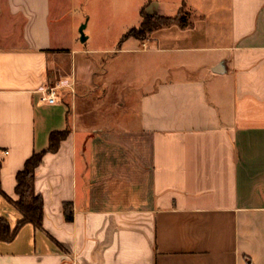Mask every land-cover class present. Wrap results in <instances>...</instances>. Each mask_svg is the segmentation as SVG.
Masks as SVG:
<instances>
[{
    "label": "crops",
    "instance_id": "0c3cea01",
    "mask_svg": "<svg viewBox=\"0 0 264 264\" xmlns=\"http://www.w3.org/2000/svg\"><path fill=\"white\" fill-rule=\"evenodd\" d=\"M155 2L193 19L131 38L146 77L115 84L104 70L79 87L81 51L63 46L51 0H0V218L11 231L23 218L17 173L69 129L36 170L42 226L0 239V264H264V0ZM54 75L73 84L48 103ZM111 89L126 97L118 114Z\"/></svg>",
    "mask_w": 264,
    "mask_h": 264
},
{
    "label": "rangeland",
    "instance_id": "374dc122",
    "mask_svg": "<svg viewBox=\"0 0 264 264\" xmlns=\"http://www.w3.org/2000/svg\"><path fill=\"white\" fill-rule=\"evenodd\" d=\"M51 5L54 13L52 26L63 46L73 45L81 51L80 64L84 66V70L80 82L76 80V85L79 87L81 84L85 86L101 84V75L104 70L110 72L115 84L125 85V79L140 81L143 74L146 77L150 66L145 61L146 53H143V45L140 41L131 39L133 37L124 39V35L132 27L140 26L143 9H146L148 13L163 15H174L178 10L172 4L161 2L157 4L155 0H51ZM181 10L184 13L188 12L186 8ZM191 19H193L192 13H190ZM83 25H85L84 34L88 37L85 42L81 41L80 29ZM151 35L143 40H149ZM89 51L96 53H89ZM171 55L173 54L168 52L161 53L160 57L167 59ZM177 55L187 59L191 56L186 52L176 53L173 56ZM88 68L96 72L94 80L90 82H88ZM129 82L127 84H130ZM70 84H73V81L68 82L62 76L54 75L49 87L59 86L58 91L61 94V91L67 89ZM130 90L131 88L124 93L126 97L131 94ZM110 92L113 94L115 90L111 89ZM126 97H116L119 100L117 104H114L113 98L111 99L113 113L118 114L124 110ZM114 120L116 119H112Z\"/></svg>",
    "mask_w": 264,
    "mask_h": 264
},
{
    "label": "trees",
    "instance_id": "16d2710c",
    "mask_svg": "<svg viewBox=\"0 0 264 264\" xmlns=\"http://www.w3.org/2000/svg\"><path fill=\"white\" fill-rule=\"evenodd\" d=\"M182 11V10H181ZM178 12L176 15H163L159 13H148L144 9L141 11V24L139 27H132L125 35L143 40L155 31L169 27L173 24L179 25L181 28H187L192 24L190 20V11L187 13ZM69 129L56 130L51 132L49 146L46 150L35 152L25 162V166L16 176L15 192L17 199L14 200L15 205L22 211L23 218L19 221L14 231H11L9 224L3 218H0V239L11 240L16 230L25 223H32L36 227L42 226L43 220V196L35 191L36 170L43 160V156L47 151H56L60 142L67 138ZM64 213L67 220H72L74 208L72 202L64 203Z\"/></svg>",
    "mask_w": 264,
    "mask_h": 264
},
{
    "label": "built area",
    "instance_id": "2783aa9c",
    "mask_svg": "<svg viewBox=\"0 0 264 264\" xmlns=\"http://www.w3.org/2000/svg\"><path fill=\"white\" fill-rule=\"evenodd\" d=\"M58 88L59 86H48L46 89V95L43 97V100L47 101L48 103H56L59 96Z\"/></svg>",
    "mask_w": 264,
    "mask_h": 264
},
{
    "label": "water",
    "instance_id": "95a60500",
    "mask_svg": "<svg viewBox=\"0 0 264 264\" xmlns=\"http://www.w3.org/2000/svg\"><path fill=\"white\" fill-rule=\"evenodd\" d=\"M84 28H85V25H83V26L81 27V29H80L81 34H82V36H81V41H82V42H85V41L88 39V37L85 36V34H84Z\"/></svg>",
    "mask_w": 264,
    "mask_h": 264
}]
</instances>
